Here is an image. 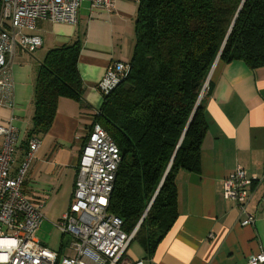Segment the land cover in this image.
Here are the masks:
<instances>
[{
    "label": "crops",
    "instance_id": "obj_1",
    "mask_svg": "<svg viewBox=\"0 0 264 264\" xmlns=\"http://www.w3.org/2000/svg\"><path fill=\"white\" fill-rule=\"evenodd\" d=\"M137 1L114 0L111 11L83 2L76 24L38 20L33 32L41 38V47L32 54L19 52L14 59L16 106L13 111L0 106V121L14 114L22 143L31 123L40 62L50 49L80 37L77 70L83 83L82 101L59 97L51 126L35 136L39 146L23 183L24 193L42 212L48 204L59 202L62 208L66 206L60 217L71 202L81 149L93 113L103 102L97 84L110 62L128 63L133 53ZM209 79L203 102L206 130L199 151L200 169L177 171V216L172 227L152 252L135 237L128 249L131 260L246 264L249 255L264 249V66L251 69L242 61L219 62ZM24 148L19 149L17 162ZM237 165L258 179L247 188V211L255 217L247 226L240 225L243 215L222 189L223 178Z\"/></svg>",
    "mask_w": 264,
    "mask_h": 264
},
{
    "label": "trees",
    "instance_id": "obj_2",
    "mask_svg": "<svg viewBox=\"0 0 264 264\" xmlns=\"http://www.w3.org/2000/svg\"><path fill=\"white\" fill-rule=\"evenodd\" d=\"M80 47L78 36L50 49L40 62L21 147L49 129L59 97L82 101ZM215 61L264 66V0L137 1L128 73L103 95L93 123L120 150L108 211L121 218L125 232L132 231L153 200L135 234L149 252L176 219L177 171L200 169L210 79L203 89Z\"/></svg>",
    "mask_w": 264,
    "mask_h": 264
},
{
    "label": "built area",
    "instance_id": "obj_3",
    "mask_svg": "<svg viewBox=\"0 0 264 264\" xmlns=\"http://www.w3.org/2000/svg\"><path fill=\"white\" fill-rule=\"evenodd\" d=\"M113 1L1 0L0 106L15 109L12 65L19 52L32 54L41 47V38L33 32L38 20L76 24L83 2L94 9L111 11ZM128 70V63L110 62L97 89L103 95L108 93ZM14 121V114L0 121V242H6L0 243V256H7L0 264H142V260H131L128 255L138 226L127 233L121 218L108 211L121 155L107 131L97 122L92 124L81 149L71 202L54 223L62 236L71 239L70 248L75 255L67 257L62 255V245L59 251L51 250L36 237L45 216L41 206L24 193L23 183L39 140L35 136L29 138L17 162L21 139ZM255 181L258 179L248 176L240 165L222 180L224 197L243 215L241 226L255 221L247 211V188ZM246 264H264V249L249 255Z\"/></svg>",
    "mask_w": 264,
    "mask_h": 264
},
{
    "label": "rangeland",
    "instance_id": "obj_4",
    "mask_svg": "<svg viewBox=\"0 0 264 264\" xmlns=\"http://www.w3.org/2000/svg\"><path fill=\"white\" fill-rule=\"evenodd\" d=\"M65 207L66 206L62 208L61 203L59 202L50 203L48 206L44 207L43 212L45 218L36 232V237L41 243L51 250L59 251L62 245V255L71 257L75 255V252L72 248H70V237L67 235L62 236L61 232L54 225V223H56L61 217H59V215L62 211H64Z\"/></svg>",
    "mask_w": 264,
    "mask_h": 264
},
{
    "label": "water",
    "instance_id": "obj_5",
    "mask_svg": "<svg viewBox=\"0 0 264 264\" xmlns=\"http://www.w3.org/2000/svg\"><path fill=\"white\" fill-rule=\"evenodd\" d=\"M216 62H217V61H215L214 65H213V67H212V69H211V71H210V74H209V76H208V79H207L206 84H205L204 87H206V85L208 84L209 77H210V75H211V72H212V70H213V68H214V66H215V64H216ZM201 97H202V94L199 96L198 102H199V100L201 99ZM198 102H197V103H198ZM179 144H180V143H179ZM179 144H178V146H177V148H176V150H175V153H176V151H177V149H178V147H179ZM175 153H174V155H175ZM174 155H173L172 159L174 158ZM171 161H172V160H171ZM170 163H171V162H170ZM169 166H170V164H169ZM169 166H168V169H169ZM168 169L166 170L165 175L167 174ZM162 181H163V180H162ZM152 201H153V200H152ZM152 201L149 203V205H148L146 211L144 212L143 216H142L141 219L139 220L137 226L140 225V223H141V221L143 220L144 216L146 215V212H147V210L149 209V207H150Z\"/></svg>",
    "mask_w": 264,
    "mask_h": 264
},
{
    "label": "clouds",
    "instance_id": "obj_6",
    "mask_svg": "<svg viewBox=\"0 0 264 264\" xmlns=\"http://www.w3.org/2000/svg\"><path fill=\"white\" fill-rule=\"evenodd\" d=\"M0 243H6V242H0ZM0 260L6 261L7 260V256H0Z\"/></svg>",
    "mask_w": 264,
    "mask_h": 264
}]
</instances>
